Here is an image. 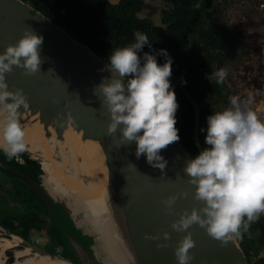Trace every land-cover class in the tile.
<instances>
[{
    "label": "water",
    "instance_id": "95a60500",
    "mask_svg": "<svg viewBox=\"0 0 264 264\" xmlns=\"http://www.w3.org/2000/svg\"><path fill=\"white\" fill-rule=\"evenodd\" d=\"M25 28H31L36 34L43 36L40 48L43 62L40 71L33 75H27L22 68L16 66H13L11 73L6 74L9 89H22L29 102L28 109L25 110L21 106L19 113L21 125L23 127L29 120L39 122L44 128L45 137L55 134L60 140L68 136L69 128V131L75 132L77 135L75 137L81 141L99 143L98 151L104 154L111 188L108 208L124 236L127 250L114 233L105 230L104 216L95 212L89 203L74 196L62 184H53L54 189L46 187L44 178L48 171L45 168V161L42 162L39 180L0 161L3 167L39 195L61 238L69 245L74 255V257L67 255L65 249L53 251L0 222V234L21 239L17 246L3 249L4 261L10 264L18 259L22 260L23 256H17L15 250L28 247L29 256L35 253L49 254L73 264H178L174 249L186 233L176 232L171 228V224L179 219V214L184 209L190 212L193 207L201 206L200 202L194 200L195 186L188 183L189 177L184 172L187 160L194 156V153L179 139L161 150V155L168 162L166 168L161 170L148 164L146 155L136 158L135 142L120 147L119 137L122 133L118 129L112 136L107 134L110 116L107 107L101 104L102 94L97 91L95 95L93 91L103 77L110 78L112 75L110 70L101 71L106 67L108 60L86 43L73 37L30 2L0 0V52H3L7 45L15 44ZM177 83L194 104V139L201 151L203 149L199 140V105L179 79ZM69 137L70 141L65 148L58 141H54L50 158L61 161V164L62 160H66V171L74 169L77 165L83 167L81 173L78 171V179L88 183L86 178L88 176H85L84 172L88 173L91 165L83 166L82 151L76 145H72L73 137L70 133ZM25 142L28 145L26 153L31 156L36 154V157L41 156L47 160L45 155L31 150L30 146H33L34 142L27 139ZM61 164L58 163L62 166ZM95 165L96 162L92 164L91 169ZM182 190L187 191L188 196L178 198L173 211L166 214L162 200ZM56 206L64 210L63 213L71 223L73 232H69L66 225L63 232L61 229L63 222H56L51 216L50 212ZM262 216L264 217L261 214L255 222L261 229L260 232L264 233ZM187 231L191 232L195 241V247L189 250L193 256L189 264H252L239 238L222 245L198 225H193ZM164 232L170 234L167 241L164 239ZM146 233L159 234V239H146ZM259 237L255 234L256 247L264 245ZM158 244L167 246L158 247Z\"/></svg>",
    "mask_w": 264,
    "mask_h": 264
},
{
    "label": "clouds",
    "instance_id": "9594fccd",
    "mask_svg": "<svg viewBox=\"0 0 264 264\" xmlns=\"http://www.w3.org/2000/svg\"><path fill=\"white\" fill-rule=\"evenodd\" d=\"M134 36V43L111 50L101 71L110 70L112 75L103 77L93 91L95 95L97 91L102 94L101 104L110 116L107 134L112 136L119 129L120 147L135 142L136 158L146 155L148 164L163 170L168 162L161 150L180 139L176 127L179 105L170 81L172 57L166 49L144 52L141 56L145 45L151 49V42L143 32L136 31ZM42 44L43 36L25 28L15 44L0 52V150L10 160L28 147L19 113L21 106L29 108V102L22 89H9L6 74L13 71V66L22 68L27 75L40 71ZM157 54L165 57L163 64L157 62ZM227 75L226 68L214 73L218 84ZM229 102V107L207 117L206 147L184 166L188 183L195 186L193 198L201 206L190 212L184 209L171 224L176 232L186 233L174 249L178 264H189L193 259L189 250L195 247V241L187 231L193 225L226 245L242 238L264 214V120L250 107L252 93L246 101L233 95ZM187 196L188 192L182 190L162 200L165 213L173 211L178 198ZM163 236L165 241L170 238L168 232ZM145 238L158 240L159 234L146 233Z\"/></svg>",
    "mask_w": 264,
    "mask_h": 264
},
{
    "label": "flooded vegetation",
    "instance_id": "af4514ba",
    "mask_svg": "<svg viewBox=\"0 0 264 264\" xmlns=\"http://www.w3.org/2000/svg\"><path fill=\"white\" fill-rule=\"evenodd\" d=\"M25 1L49 13L51 18L68 33L89 45L107 60L111 50L134 43L136 31L145 33L152 45L151 49L145 45L139 53L141 56L144 52L156 51L158 53L159 49H166L172 57L171 84L173 82L178 84L177 79H179L199 105V140L202 149L206 147L200 131L204 129L203 133L206 135L207 117L212 112L221 111L219 108L214 109V105L216 107L221 105V98L230 93L225 80L222 84H218L214 76L216 50L225 41L224 29L214 26L210 14L206 11L210 9L214 0ZM219 36L222 37V40H219ZM164 61L165 57L157 54V62L163 64ZM207 77L211 79L209 80ZM210 92L212 97H207L206 93ZM190 101L192 102L191 99ZM12 160L18 168L14 167L20 171L22 170L19 165L28 169V162L31 161L36 163L38 169L42 167V160L34 158L26 152L18 157H13ZM0 171L12 181L17 196L24 199L27 204L29 214L31 212L33 215L32 206L29 203H35L37 206L42 205L45 208L40 198L32 194L33 190L28 184L23 183L24 181L21 182L19 177L1 164ZM37 177L32 178L37 179ZM43 212L48 215L47 209L39 214L41 221H45L42 229L38 230L36 226L32 225L29 234L32 231H50L51 225L48 221L46 222ZM0 215L3 216L2 221H5L12 214L0 207ZM20 223L24 225L23 222L20 221ZM14 226L16 225L14 224Z\"/></svg>",
    "mask_w": 264,
    "mask_h": 264
},
{
    "label": "rangeland",
    "instance_id": "374dc122",
    "mask_svg": "<svg viewBox=\"0 0 264 264\" xmlns=\"http://www.w3.org/2000/svg\"><path fill=\"white\" fill-rule=\"evenodd\" d=\"M209 8L206 11L210 14L213 25L218 29H224L227 33L223 45L216 50L214 66L215 72L220 68L228 70L225 82L230 92L229 95L221 98V105L218 107L214 105V109L223 110L229 107V97L233 95L239 96L242 101H245V96L249 93L254 97L262 96L264 99V0H214ZM206 94L207 97H212L211 92ZM33 156L42 162L46 161L41 156L36 157V154ZM0 207L17 218H15L17 220L15 227L23 231L24 225H21L20 221L29 214L27 204L24 199L17 196L12 181L2 171H0ZM63 212L61 207L56 206L50 214L56 222H63L61 224L63 232L65 225L69 232H73V227L70 226L71 223L67 221ZM43 215L46 222L50 223L49 216L45 212ZM2 217L0 215L1 221ZM260 231L256 222H253L248 232L243 233L245 237L241 243L252 264L264 254L259 251L256 256L253 251L255 234L261 236ZM29 236L54 251L65 249L67 255L74 257L69 245L60 243L56 231L51 233L43 230L32 231Z\"/></svg>",
    "mask_w": 264,
    "mask_h": 264
},
{
    "label": "bare ground",
    "instance_id": "6f19581e",
    "mask_svg": "<svg viewBox=\"0 0 264 264\" xmlns=\"http://www.w3.org/2000/svg\"><path fill=\"white\" fill-rule=\"evenodd\" d=\"M23 127L26 133L25 141L27 139L28 141L34 142V145L30 146L31 150L47 157V160L45 161V168L48 171V174L46 178H44L46 187L54 189L52 187L53 184H62L67 190L71 191L72 194L89 203L95 212L104 216L106 220L104 222L105 230L108 229L114 233L115 237L122 242L124 249L127 250V243L124 236L122 235L120 229L116 226L117 222L114 221L115 219L111 214V210L109 211L108 208L107 203L109 202L108 199L111 194V188L108 183L107 165L104 162V154L102 155L98 151L99 143L97 141L91 142L90 140L89 143L87 141H81L79 138L75 137L77 136L74 134L75 132L69 131V128H66L68 136L62 140L57 139L55 134L45 137L43 126L39 122H34L33 120H29L27 123H24ZM69 133L73 137V139H71L72 145H76L78 149L82 151L81 154L84 158L82 160V162H84L83 166L85 164L92 166V164L96 162L94 168L91 169L90 166V171H88V173L84 172L85 176H88L86 177L88 183H83L78 179V171L81 173V171H83V167L77 165L74 169L66 171V160H62L61 164V161H56L53 157L50 158L55 142L58 141L64 148L68 145L70 141ZM58 163L62 166L58 165ZM20 240V237L17 236L7 237L0 234V264H9L4 261L5 256L3 254V249L17 246ZM28 250H30L28 247L24 249H16L15 251L17 256H23V258L22 260L18 259L14 263L10 264H73L66 259L55 256L53 257L49 254L35 253V255L29 256Z\"/></svg>",
    "mask_w": 264,
    "mask_h": 264
},
{
    "label": "trees",
    "instance_id": "16d2710c",
    "mask_svg": "<svg viewBox=\"0 0 264 264\" xmlns=\"http://www.w3.org/2000/svg\"><path fill=\"white\" fill-rule=\"evenodd\" d=\"M43 12H45L48 16H50V14L47 13L46 11H43ZM63 20H64V18H63ZM225 32L226 31L223 30L224 35L227 34ZM218 38H219V40H222L221 36H219ZM171 85H172L173 90L176 93V99H177V102H178V105H179V107H178V109L176 111V121H177L176 122V127L179 130L180 140H182L187 145V147L194 153V156H195L200 151H199L197 145L195 144V140H194V136H193V133H194V107H193V104L190 101L189 97L182 91V89H180L178 84L173 82ZM200 135H201L202 138L205 137V133H203L202 130L200 131ZM0 161L8 163V164H10L12 166H16V164H14L15 162H13L12 159L11 160L8 159L2 150H0ZM35 164L36 163L34 161H31V162H28V165H27L28 169L26 167H23V166H20V165H19V168L22 171L26 172L28 175H30V176H32L34 178L37 177V175H38L36 180H39L40 173H41L42 169H41V167L38 169V167ZM21 182H23V181H21ZM23 183H25V182H23ZM32 194L33 195H37L39 197V195L34 190L32 191ZM40 200H41V198H40ZM29 204L32 206L31 211H32L33 215L30 212V214L25 215L21 219V222H23L24 225H25V228H24L23 231H20V230L15 228L14 224L17 221L16 220L17 218L14 215H11L5 221H1V223L3 225H5L6 227L21 233L25 237H29V233L28 232H29L30 226H32V225L36 226V228L38 230L42 229L41 227H42L43 223H45V221L44 222L41 221V219L39 218V214L41 213V211L46 210L45 209L46 207L44 208L42 205L41 206H37L35 203H29ZM43 205H44V203H43ZM262 218H263V221H264V217H262ZM50 225H51L50 226V232L56 231V233L59 234V236H56V237H58L60 243L63 244L64 241L61 238L60 233H59L56 225L54 224V222H52L51 219H50ZM261 233H262V235L259 237V239H260V241L262 242V245H263L264 244V233L263 232H261ZM244 237L245 236L243 235V237L239 238V240L241 242H243ZM253 246H254L253 247V251H254V254L256 256L259 254V251H262L264 249V247H263L264 245L257 247V249L255 248L256 247L255 245H253ZM259 257L261 259H259V260L257 259L255 264H264V255L263 256H259Z\"/></svg>",
    "mask_w": 264,
    "mask_h": 264
},
{
    "label": "built area",
    "instance_id": "2783aa9c",
    "mask_svg": "<svg viewBox=\"0 0 264 264\" xmlns=\"http://www.w3.org/2000/svg\"><path fill=\"white\" fill-rule=\"evenodd\" d=\"M247 99L248 96H245V101ZM250 107L257 112L260 119L264 120V99L262 98V96H252V102L250 104Z\"/></svg>",
    "mask_w": 264,
    "mask_h": 264
}]
</instances>
